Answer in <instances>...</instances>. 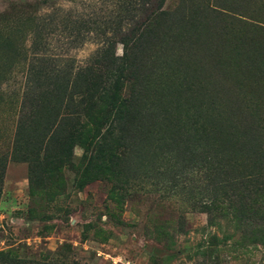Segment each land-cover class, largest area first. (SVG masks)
Wrapping results in <instances>:
<instances>
[{
	"label": "rangeland",
	"instance_id": "obj_1",
	"mask_svg": "<svg viewBox=\"0 0 264 264\" xmlns=\"http://www.w3.org/2000/svg\"><path fill=\"white\" fill-rule=\"evenodd\" d=\"M102 1L0 0V264H264V0Z\"/></svg>",
	"mask_w": 264,
	"mask_h": 264
},
{
	"label": "trees",
	"instance_id": "obj_2",
	"mask_svg": "<svg viewBox=\"0 0 264 264\" xmlns=\"http://www.w3.org/2000/svg\"><path fill=\"white\" fill-rule=\"evenodd\" d=\"M100 1V0H99ZM154 1H156V0H154ZM103 1L101 0V3H102ZM165 2V0H157V7H158V9H161V7H162V5H163V3ZM98 3V2H97ZM106 4V3H105ZM96 5L97 4H95L94 6H93V8H96L97 9V7H96ZM104 5V4H103ZM121 5H122V8L126 5V3L125 2H122L121 3ZM133 5H135L134 3H132V6ZM136 5H138V4H136ZM161 6V7H160ZM93 11H95V10H93ZM91 12V17H92V19L93 20H97V21H100L101 19H102V22L101 23H104V25H106V23L107 24H109V25H111V23H114V22H118L119 23V26H120V28H121V30H122V28H123V25L128 21V20H125V18L124 17H122V15H119V13L121 12V11H116V8H115V11H113L112 13L109 11L108 13L106 12V11H104V10H102L101 12L100 11H98L99 13H98V15H99V17L98 16H95V17H93L94 15H97L95 12ZM74 12V13H73ZM73 12H71V11H68L67 12V15H65V17H66V20H64V21H70V22H72V23H75L73 20H71V18H73V19H75V20H77L78 18L77 17H80L81 15L83 16V14H81V12H79V11H77V10H75V11H73ZM93 13H94V15H93ZM86 16V15H85ZM84 18H79V21H81V20H83ZM85 21L83 20V23H84ZM97 26H103V25H101V24H98ZM81 27V26H80ZM88 33L91 31L90 30V27L88 28ZM103 44V45H107L108 44V41H106V40H101L100 41V43L99 44ZM102 54H103V59H105V60H108L107 58H106V56H107V53H108V50L105 48V47H102L100 50H99ZM99 51H98V53H99ZM126 52V53H125ZM124 53H123V56L122 57H124V60L123 61H129V59H130V56H129V54H128V52L127 51H125ZM99 55V54H98ZM123 59V58H122ZM110 60V59H109ZM115 61H116V59H115ZM128 65H129V63H128ZM82 75H84V72H83V74ZM116 77H119V75L118 76H116ZM117 88H118V86H115V88H114V91H112V94H111V100H113V98H114V96H115V94L117 93ZM116 96H118V94L116 95ZM110 100V101H111Z\"/></svg>",
	"mask_w": 264,
	"mask_h": 264
}]
</instances>
